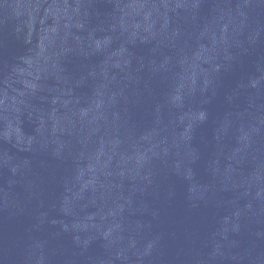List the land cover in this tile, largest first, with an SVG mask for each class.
Returning <instances> with one entry per match:
<instances>
[{
  "label": "water",
  "instance_id": "95a60500",
  "mask_svg": "<svg viewBox=\"0 0 264 264\" xmlns=\"http://www.w3.org/2000/svg\"><path fill=\"white\" fill-rule=\"evenodd\" d=\"M0 264H264V0H0Z\"/></svg>",
  "mask_w": 264,
  "mask_h": 264
}]
</instances>
